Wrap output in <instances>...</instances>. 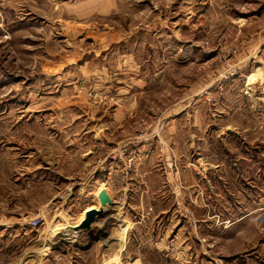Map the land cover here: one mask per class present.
Masks as SVG:
<instances>
[{"label": "rangeland", "instance_id": "obj_1", "mask_svg": "<svg viewBox=\"0 0 264 264\" xmlns=\"http://www.w3.org/2000/svg\"><path fill=\"white\" fill-rule=\"evenodd\" d=\"M84 1L0 0V264H264V0Z\"/></svg>", "mask_w": 264, "mask_h": 264}, {"label": "water", "instance_id": "obj_2", "mask_svg": "<svg viewBox=\"0 0 264 264\" xmlns=\"http://www.w3.org/2000/svg\"><path fill=\"white\" fill-rule=\"evenodd\" d=\"M101 203L103 206L111 203V198L109 194L105 191H102L99 195ZM103 212L102 208H91L86 211L85 217L78 224L73 226V229L78 231L80 229H89L91 228L93 222L96 220L97 216Z\"/></svg>", "mask_w": 264, "mask_h": 264}, {"label": "crops", "instance_id": "obj_3", "mask_svg": "<svg viewBox=\"0 0 264 264\" xmlns=\"http://www.w3.org/2000/svg\"><path fill=\"white\" fill-rule=\"evenodd\" d=\"M85 1H87V0H85ZM85 1H84V2H85ZM103 3L106 4V5L109 4V6H110V5L112 6L113 0H96V2H95L93 5H95L96 7L99 6V8H101L102 5H103ZM86 4H87V2H86ZM88 11H89V10H88ZM98 179H99V177H98ZM107 185H108V183H107ZM107 193L109 194L111 200L115 202L116 200H115V198L113 197V195H112L109 191H107ZM89 208H94V207H88L87 210H89ZM87 210H86V211H87ZM80 221H81V220H80ZM76 224H78V223H76ZM76 224H75V225H76ZM72 230H74V229H72ZM75 231H76V230H75ZM121 236L123 237L124 235L121 234ZM122 242H123V241H122ZM122 246H123V249H122V250H124V243H122Z\"/></svg>", "mask_w": 264, "mask_h": 264}, {"label": "built area", "instance_id": "obj_4", "mask_svg": "<svg viewBox=\"0 0 264 264\" xmlns=\"http://www.w3.org/2000/svg\"><path fill=\"white\" fill-rule=\"evenodd\" d=\"M40 222H41V218L40 217H38L37 219H34L33 220V226H38L40 224Z\"/></svg>", "mask_w": 264, "mask_h": 264}, {"label": "bare ground", "instance_id": "obj_5", "mask_svg": "<svg viewBox=\"0 0 264 264\" xmlns=\"http://www.w3.org/2000/svg\"><path fill=\"white\" fill-rule=\"evenodd\" d=\"M91 208H89V210H90ZM85 214H86V212L83 214V216H82V219L81 220H83V218L85 217ZM58 229V228H57ZM56 229V230H57ZM56 233V232H55ZM68 234V233H67ZM136 264H139L138 262L136 263Z\"/></svg>", "mask_w": 264, "mask_h": 264}]
</instances>
